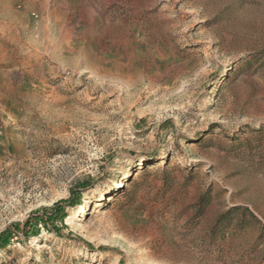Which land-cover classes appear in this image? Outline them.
<instances>
[{
    "label": "rangeland",
    "instance_id": "1",
    "mask_svg": "<svg viewBox=\"0 0 264 264\" xmlns=\"http://www.w3.org/2000/svg\"><path fill=\"white\" fill-rule=\"evenodd\" d=\"M0 240L264 264V0H0Z\"/></svg>",
    "mask_w": 264,
    "mask_h": 264
},
{
    "label": "trees",
    "instance_id": "2",
    "mask_svg": "<svg viewBox=\"0 0 264 264\" xmlns=\"http://www.w3.org/2000/svg\"><path fill=\"white\" fill-rule=\"evenodd\" d=\"M64 205L62 203H56L51 210L56 214L59 215L60 219L62 220L65 216V210L63 208ZM51 219V218H50ZM7 246V243L5 240H0V251L4 250Z\"/></svg>",
    "mask_w": 264,
    "mask_h": 264
},
{
    "label": "bare ground",
    "instance_id": "3",
    "mask_svg": "<svg viewBox=\"0 0 264 264\" xmlns=\"http://www.w3.org/2000/svg\"><path fill=\"white\" fill-rule=\"evenodd\" d=\"M122 186H123V185H122ZM122 186H121V187H122ZM117 187H119V185H118Z\"/></svg>",
    "mask_w": 264,
    "mask_h": 264
}]
</instances>
